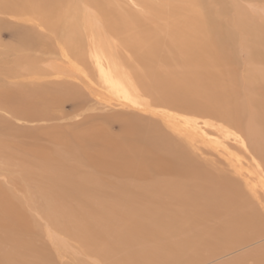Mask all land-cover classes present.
<instances>
[{
	"label": "rangeland",
	"instance_id": "obj_1",
	"mask_svg": "<svg viewBox=\"0 0 264 264\" xmlns=\"http://www.w3.org/2000/svg\"><path fill=\"white\" fill-rule=\"evenodd\" d=\"M263 10L264 0H0V264H264V239L226 250L264 221ZM91 12L134 102L96 84ZM77 63L90 86L69 76ZM235 186L253 214L238 211L249 221L232 226L237 209L223 201ZM49 229L78 253L60 256Z\"/></svg>",
	"mask_w": 264,
	"mask_h": 264
},
{
	"label": "bare ground",
	"instance_id": "obj_2",
	"mask_svg": "<svg viewBox=\"0 0 264 264\" xmlns=\"http://www.w3.org/2000/svg\"><path fill=\"white\" fill-rule=\"evenodd\" d=\"M93 15H92V17H91V20H90V25H92L93 27H92V31L89 33V38H87V40H88V47H90L91 46V48H90V56H91V58H92V62H93V64L95 65V68H96V73H97V80H98V82L96 83V84H98V85H102V86H104L103 88L106 90V92L105 91H100L101 93H103V94H106L107 95V97H109V95L110 94H108V93H111V95L114 97H117L119 100H123V101H125V102H134V101H130V100H128V99H133L136 95H135V92H134V88H133V83L132 82H130V77L128 76V74L126 73V71L124 70L125 69V63H123V62H121V61H119L118 60V58H117V54H116V51L114 50V52H113V48H112V46H111V43H110V41L108 40V39H105V37L103 36V33H102V31H105V27H104V22L102 21V19H99V17L94 13V12H91ZM262 13L264 14V10L262 11ZM135 43V42H134ZM153 54V53H152ZM144 59V58H143ZM149 61V60H148ZM77 67L79 68V69H77ZM72 73L74 74V75H72V74H70V71H67V72H69L68 74H69V76H74L76 79H81L82 81H83V83H85V84H87L88 86H90L89 84H90V82H91V78L90 77H87V73H85L84 71H83V69H81L80 67H79V65H78V63L77 64H74V65H72ZM181 68V67H180ZM92 83V82H91ZM93 84V83H92ZM92 84H91V88H93V89H98V88H95V87H93L92 86ZM99 86V87H100ZM88 92V91H87ZM93 93V92H92ZM98 96V95H97ZM99 100V99H98ZM98 102V101H97ZM109 104V103H108ZM102 105V104H101ZM183 118H186V117H183ZM173 119L175 120L176 118L175 117H173ZM187 119V118H186ZM123 120V119H122ZM174 120H172V118H170V119H168V124H172L173 122L172 121H174ZM180 120V119H179ZM179 120H177V121H175V122H180ZM182 122V121H181ZM189 124V123H188ZM177 126V125H176ZM182 126V125H181ZM183 127H184V125H183ZM170 128V127H169ZM172 128V127H171ZM176 128V127H175ZM177 129V128H176ZM183 129V128H182ZM184 130V129H183ZM180 131V130H179ZM176 132H178L177 130H176ZM181 132V131H180ZM193 132V131H192ZM178 134H181V133H178ZM192 134V133H191ZM194 134V133H193ZM160 135V134H159ZM157 136V133L155 134V137ZM159 139H161L160 138V136H159ZM162 140V139H161ZM164 141H166L165 139H164ZM161 143H162V141H161ZM163 143H166V142H163ZM162 145V144H161ZM167 145V144H166ZM176 144H174L173 146H175ZM170 146V145H169ZM173 146H171L172 148H173ZM176 147H177V145H176ZM176 147H175V149H176ZM179 151V150H178ZM184 156V155H183ZM43 160V159H42ZM34 163V162H33ZM40 163V162H39ZM67 164V163H66ZM28 165H30V164H28ZM36 165H38V164H36ZM40 165V164H39ZM5 166L6 165H4V168H5ZM9 166V165H8ZM13 167V166H12ZM30 167H31V165H30ZM11 168V167H10ZM15 168H17V167H15ZM35 168V167H34ZM3 172V171H2ZM43 173V172H42ZM262 175H261V177L264 179V170H262ZM46 174V173H45ZM48 175V174H47ZM195 175V174H194ZM53 176V175H52ZM69 176V175H68ZM5 177V176H4ZM47 177H49V176H47ZM10 178V177H9ZM3 179V178H2ZM6 181V180H5ZM244 188V187H243ZM201 189V188H200ZM199 189V190H200ZM202 190V189H201ZM246 190H248V189H246ZM201 192V191H200ZM200 192L198 193V194H200ZM208 193V192H207ZM210 193H211V190H210ZM220 193V192H219ZM194 195V194H193ZM204 195V193H202V196ZM206 195H208V194H206ZM212 196H216L215 198H217V196L219 195V194H217L216 192H212V194H211ZM210 195V196H211ZM225 195V194H224ZM243 194H241V190L238 188V187H232V192L230 193V195H229V192L227 191V195H225V197H224V201H223V203L224 204H228V202L227 201H231L232 202V206L234 207V210H236V216H235V214H234V218H232V220H231V222H229V223H231V225L233 226V225H235V223H237L238 221L239 222H241V223H247L249 220V217H247V220L245 221V216L243 217L242 215H240L239 213H238V211H244V213L246 214L247 212H245V206L243 205V204H245L246 206H247V204H248V202H241V201H246L245 199H243V197L244 196H242ZM211 196V197H212ZM200 197V196H199ZM196 198H198V195H197V197ZM213 198V197H212ZM242 198V199H241ZM238 199V205L236 204V201L235 200H237ZM217 200H219V198L217 199ZM240 200V201H239ZM194 201H196V199L194 200ZM214 202H218V201H214ZM2 203V202H1ZM223 203H221V204H223ZM196 204V203H195ZM220 205V204H219ZM249 205V204H248ZM193 206H195V205H193ZM236 206H237V208H236ZM197 207V206H196ZM225 208H226V206H224ZM249 208H253V207H251V205H249L248 206ZM242 211V212H243ZM249 211V210H248ZM232 212V211H231ZM45 213V212H44ZM233 214V213H232ZM243 214V213H242ZM249 216L251 215V214H253V213H251V212H248L247 213ZM256 214V213H255ZM258 214V213H257ZM45 215V214H44ZM182 215H184V214H182ZM186 215V214H185ZM184 215V216H185ZM244 215V214H243ZM41 216V215H40ZM162 216H164V215H162ZM162 216H160V217H162ZM176 216V215H175ZM186 216H188V215H186ZM230 216V215H229ZM160 217H158L157 215H154L153 217L151 216V217H149V219L153 222V223H155V220H157V222H158V220L159 219H157V218H160ZM169 217V216H168ZM177 217V216H176ZM189 217V216H188ZM188 217L185 219V217H184V219H183V217H182V219H183V223H184V220L185 221H190V219H188ZM260 217V216H259ZM148 218V217H147ZM156 218V219H155ZM163 218V217H162ZM171 218V217H170ZM179 218V217H178ZM228 218V217H227ZM164 219V218H163ZM162 219V220H163ZM167 219V218H166ZM237 219V220H236ZM258 219H263L264 220V217H260V218H258ZM196 220V219H195ZM212 220V219H211ZM251 220V219H250ZM170 221V220H169ZM244 221V222H243ZM16 222H17V220H16ZM178 223H180L181 222V217H180V221H177ZM176 222V223H177ZM194 222H196V221H194ZM193 222V223H194ZM238 222V223H239ZM185 223H187V222H185ZM197 223V222H196ZM255 223V222H254ZM162 224V223H161ZM228 224V223H227ZM240 224V223H239ZM256 224V228H255V231H250L249 232V234H246L245 236H243L242 238H239V236H237L236 234H238V232L235 234L236 236H232L231 237V241H230V245L232 246L231 248H226V250L228 251V250H230V249H233L234 248V246L233 245H235V248H236V246H238V245H245V247H249L250 245H252V244H254V243H256V242H259V241H261V240H263L264 239V221H257V223H255ZM20 225V224H19ZM23 225V224H22ZM159 225H160V223H159ZM163 225V224H162ZM183 225H185V224H183ZM194 225H195V223H194ZM65 226V225H64ZM118 226V225H117ZM171 226V225H170ZM222 226H223V224H222ZM232 226H227V227H229V229L226 227V232H230L231 231V227ZM244 226V225H243ZM185 227H187V226H185ZM239 227H241V226H239ZM46 228H48V227H46ZM171 228H172V226H171ZM190 228H192V226H190V227H188V229H190ZM234 228H235V226H234ZM263 228V229H262ZM162 229V228H161ZM176 229H177V227H176ZM175 229V230H176ZM188 229H186L185 228V230H188ZM53 230H55V229H53ZM181 229H179V231H180ZM223 230V229H222ZM221 230V231H222ZM239 230V229H238ZM163 231V230H162ZM169 231L170 230H168V233H169ZM224 231V230H223ZM240 231V230H239ZM52 232H54V231H52L51 229H49L48 230V233H49V236L51 237L50 238V241L52 242V244L54 245V248H56V250H57V252H58V254L60 255V256H64V257H67L68 255H67V253L71 250L72 252V254H76V253H78L77 252V250L76 249H74V247H73V245L69 242V241H67V240H65V238H61L60 239V237L59 238H56V235L57 234H55L56 232H54V234L52 233ZM171 232V231H170ZM232 232V231H231ZM241 232V231H240ZM177 233V232H176ZM207 233H209V232H207ZM233 233H235V231H233ZM242 233V232H241ZM246 233V232H245ZM244 233V234H245ZM84 234V233H83ZM206 234V233H205ZM178 235V234H177ZM203 235V234H202ZM239 235V234H238ZM80 236V235H79ZM205 236V235H204ZM231 236V235H230ZM177 237V239L176 240H178V236H176ZM201 237V236H200ZM226 237V236H225ZM169 238V237H168ZM183 238V237H182ZM202 238V237H201ZM82 239V238H81ZM170 240V239H169ZM184 239H182V241H183ZM206 240H207V238H206ZM171 241V240H170ZM179 241V240H178ZM181 241V240H180ZM186 242H188V241H186ZM180 242H178V244H179ZM93 244H95V242L93 243ZM92 244V245H93ZM172 244H174V243H172ZM183 244H185V242L183 241ZM182 244V245H183ZM83 245V244H82ZM175 245V244H174ZM180 245V244H179ZM199 245V244H198ZM225 245L227 246V244L225 243ZM90 245L88 244V247H89ZM95 246V245H94ZM98 246H101L100 247V249L101 250H98L99 252H102L103 251V249H104V246L102 247V245H98ZM181 246V245H180ZM189 246H191V245H189L188 244V247ZM200 246V245H199ZM83 247H85V246H83ZM187 247V246H186ZM181 248V247H180ZM190 248V247H189ZM218 248H220V247H218ZM222 248V247H221ZM220 248V249H221ZM235 248H234V250H235ZM240 248H241V246H240ZM243 248V247H242ZM88 249V248H87ZM89 249H91L90 251H91V253H92V251H97V249L95 250L93 247L91 248V247H89ZM185 249H188V248H185ZM184 249V250H185ZM225 249V248H224ZM53 250V249H52ZM105 250V249H104ZM85 251V250H84ZM84 251H83V253H84ZM183 251V250H182ZM188 252V251H187ZM186 252V253H187ZM225 252V251H224ZM80 253H81V251H80ZM85 253H86V251H85ZM84 253V254H85ZM88 253V252H87ZM106 253H107V251H106ZM170 253V252H169ZM83 254V255H84ZM97 254V253H96ZM105 254V253H104ZM103 254V255H104ZM231 254V253H230ZM99 256L101 255V253H99L98 254ZM77 256H79V254H77ZM87 256V255H86ZM72 257V256H71ZM80 257V256H79ZM102 257V256H101ZM147 257V256H146ZM171 257V256H170ZM57 258V257H56ZM73 258V257H72ZM201 258V257H200ZM199 258V259H200ZM41 259V258H40ZM74 260V259H73ZM166 260H169V259H166ZM171 260V259H170ZM217 260V259H216ZM69 261V260H68ZM101 261V260H100ZM99 261V262H100ZM11 262H12V260H11ZM14 262V261H13ZM172 262V261H171ZM199 262V261H198ZM29 263V262H28ZM95 263H96V261H95ZM30 264V263H29ZM35 264V263H34ZM37 264V263H36ZM173 264V263H172ZM198 264V263H197Z\"/></svg>",
	"mask_w": 264,
	"mask_h": 264
}]
</instances>
